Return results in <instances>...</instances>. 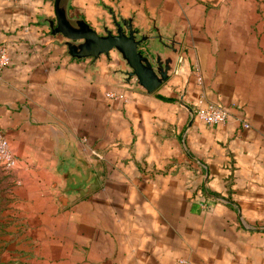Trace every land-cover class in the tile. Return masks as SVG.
Wrapping results in <instances>:
<instances>
[{
    "label": "crops",
    "instance_id": "crops-1",
    "mask_svg": "<svg viewBox=\"0 0 264 264\" xmlns=\"http://www.w3.org/2000/svg\"><path fill=\"white\" fill-rule=\"evenodd\" d=\"M102 5L180 27L176 68L152 93L120 85L103 57L65 56L38 23L51 0H0L15 211L53 235L61 264H264V0H70L68 14L98 30ZM199 97L226 123L194 118ZM94 169L100 186L78 194Z\"/></svg>",
    "mask_w": 264,
    "mask_h": 264
},
{
    "label": "water",
    "instance_id": "water-1",
    "mask_svg": "<svg viewBox=\"0 0 264 264\" xmlns=\"http://www.w3.org/2000/svg\"><path fill=\"white\" fill-rule=\"evenodd\" d=\"M51 2L53 17L41 16L38 23L46 26L49 35L60 38L55 43L64 49L63 54L68 58L88 59L91 65L103 57L106 63L115 64L112 73L119 76L120 85H133L137 91L146 94L155 91L174 72L182 39L177 24L162 30L151 19L150 26L142 29L133 24V14L124 16L119 9L102 5L108 17L101 19L95 30L80 15L68 14L70 0ZM94 170L92 182L78 194L84 195L100 186L99 170ZM67 188L65 184L63 189Z\"/></svg>",
    "mask_w": 264,
    "mask_h": 264
},
{
    "label": "rangeland",
    "instance_id": "rangeland-1",
    "mask_svg": "<svg viewBox=\"0 0 264 264\" xmlns=\"http://www.w3.org/2000/svg\"><path fill=\"white\" fill-rule=\"evenodd\" d=\"M260 1L262 0H257ZM15 187L17 185L11 170L0 167V264H43V260H53L61 264V261L67 259L66 256L61 257L66 251L50 248L49 245H53V235L36 233L37 228L34 225L39 220L19 216L15 211L17 195H21L15 194ZM200 207L204 209L205 206ZM47 223L49 224V219ZM242 223L248 226L243 220Z\"/></svg>",
    "mask_w": 264,
    "mask_h": 264
},
{
    "label": "built area",
    "instance_id": "built-area-1",
    "mask_svg": "<svg viewBox=\"0 0 264 264\" xmlns=\"http://www.w3.org/2000/svg\"><path fill=\"white\" fill-rule=\"evenodd\" d=\"M8 63V57L5 46H0V68ZM109 98H114L116 95L113 92L106 93ZM190 113L198 121L206 126L223 125L226 123L229 113L227 109L219 105H215L206 101L203 97H199L192 101L190 105ZM241 126L246 127L244 121L239 122ZM15 165V158L10 152L5 138L0 134V167L10 171Z\"/></svg>",
    "mask_w": 264,
    "mask_h": 264
}]
</instances>
